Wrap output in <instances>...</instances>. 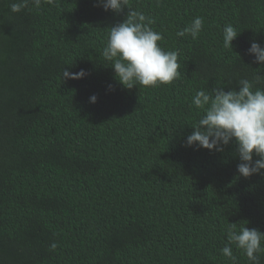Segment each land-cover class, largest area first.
Returning a JSON list of instances; mask_svg holds the SVG:
<instances>
[{
	"label": "trees",
	"instance_id": "obj_1",
	"mask_svg": "<svg viewBox=\"0 0 264 264\" xmlns=\"http://www.w3.org/2000/svg\"><path fill=\"white\" fill-rule=\"evenodd\" d=\"M19 2L0 0V264H233L221 253L229 224L264 232V175H239L233 143L216 152L186 138L198 90L229 91L261 68L247 50L264 46V0H129L180 64L173 83L132 89L102 56L127 7L11 12ZM195 17L199 37H177ZM227 24L240 32L233 49ZM64 69L87 75L63 80Z\"/></svg>",
	"mask_w": 264,
	"mask_h": 264
},
{
	"label": "clouds",
	"instance_id": "obj_2",
	"mask_svg": "<svg viewBox=\"0 0 264 264\" xmlns=\"http://www.w3.org/2000/svg\"><path fill=\"white\" fill-rule=\"evenodd\" d=\"M31 2L39 8L42 4L55 5L56 0H20L10 5V11L20 12ZM97 6L105 11L119 14L127 7L128 12L123 22L110 27L102 56L114 69L115 79L127 89L133 87L155 88L168 85L180 78L178 52L165 51L158 42L163 40L160 32L151 25L154 21L141 11L129 6V0H99ZM203 17H195L177 37L191 36L197 39L203 29ZM240 32L231 24L223 27V47L231 48L232 41ZM248 54L254 57L253 63L264 68V46L253 41ZM252 80L240 79L237 88L225 91L217 86L211 93L198 90L191 104L203 114L192 125L194 131L186 138V146L223 152L230 143L235 145L236 155L240 160L237 171L244 178L254 174L264 175V75L260 69ZM87 75L85 70L70 73L63 70L64 79H82ZM97 97L92 95L90 103ZM254 157H257L254 159ZM230 223L227 229L228 243L221 249L224 257L235 264L236 256L232 245L247 258V264H260V254L264 253V232L256 228ZM57 248L56 243L50 250Z\"/></svg>",
	"mask_w": 264,
	"mask_h": 264
}]
</instances>
